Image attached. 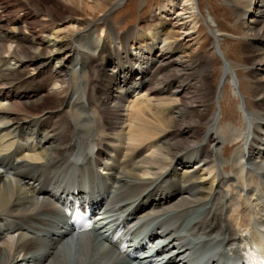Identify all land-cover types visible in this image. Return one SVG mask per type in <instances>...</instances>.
<instances>
[{"label": "bare ground", "instance_id": "1", "mask_svg": "<svg viewBox=\"0 0 264 264\" xmlns=\"http://www.w3.org/2000/svg\"><path fill=\"white\" fill-rule=\"evenodd\" d=\"M124 1L0 0V63L19 66L0 67V264H128L99 232L67 223L59 199L79 186L91 206L168 230L175 264H233L264 234V0H225L246 40V95L221 34L210 32L217 89L212 59L165 19L181 7L196 30V0H165L121 34L105 24ZM228 84L246 130L221 128L224 107L212 110Z\"/></svg>", "mask_w": 264, "mask_h": 264}, {"label": "rangeland", "instance_id": "2", "mask_svg": "<svg viewBox=\"0 0 264 264\" xmlns=\"http://www.w3.org/2000/svg\"><path fill=\"white\" fill-rule=\"evenodd\" d=\"M117 1V0H115ZM253 1V0H252ZM165 0H125L123 4L117 7L107 18V22L105 26L112 24V26L117 30V32L128 33L131 29L135 28L139 25L140 22H144L148 17H153L158 14V9L162 5ZM170 12V11H169ZM172 12V13H171ZM170 16H166L165 19L172 21V23L176 24L180 27L181 37L180 41L184 42L187 46L192 47L197 50L196 53L200 52L203 56H208L212 59V84L218 89L220 87V82L223 77V68L221 66V60L218 59L212 52V37L210 32H214L217 34H221L219 37L221 50L227 56L229 61H232L233 69L235 70V74L238 75V78L241 81V90L245 95L250 91V83L247 77L246 70V40L244 39L243 28L241 24L235 18L233 9H231L225 0H196L194 6V12L197 15V28L191 29L192 19L189 18L190 11H185L180 7V11H171ZM201 13V14H200ZM175 14V15H174ZM177 15V16H176ZM170 18V19H169ZM95 22V28L93 34L95 38H103L104 35L100 29V23L103 21L101 17L97 18ZM110 23V24H109ZM104 24V23H102ZM208 24V25H207ZM200 25V26H199ZM183 28V29H181ZM210 28V29H209ZM242 29V30H241ZM242 31V32H241ZM53 33L58 34L57 31H53ZM105 34V33H104ZM243 34V35H242ZM58 35H63V33H59ZM46 45L53 48L55 46L54 41L49 42L45 41ZM194 51V50H192ZM133 52V51H132ZM134 53V52H133ZM200 53V55H201ZM0 67H7L10 70H17L19 66L13 60L3 61L0 63ZM63 62L54 61L51 64V69H60ZM101 62H97L95 65V73H98ZM27 67V72L30 73L32 78H36L37 73L32 70V68ZM97 71V72H96ZM94 78V77H93ZM243 82V83H242ZM249 84V87L247 86ZM49 86V88H48ZM47 89L50 91L57 92L58 87L60 89V85L58 84H49ZM232 84H228L222 92V98L213 104V111H216L219 108V105H222L223 115L222 116V124L220 127H226L229 123V130L232 127L237 129L244 128L246 130V122L243 119V112L239 109L240 106L243 105V95L240 93L239 89L234 91V88L231 87ZM56 87V88H55ZM248 88V89H247ZM244 90V91H243ZM235 92V93H234ZM248 99V100H246ZM246 102L250 103L252 101L251 98H245ZM230 121V122H229ZM225 125V126H223ZM227 125V126H228ZM236 126V127H235ZM243 126V127H242ZM162 137V136H161ZM225 138V137H223ZM227 143V142H226ZM231 144V143H230ZM229 144V146H230ZM235 147V146H234ZM233 147V148H234ZM235 150H231L230 152H226L224 158H222L223 162H227L231 159L232 154ZM222 153L221 150H219ZM227 164V163H226ZM5 170L1 169L3 173ZM227 179H230L228 175H225ZM226 210H229L228 206L225 204ZM231 215L232 211L226 213V215Z\"/></svg>", "mask_w": 264, "mask_h": 264}]
</instances>
